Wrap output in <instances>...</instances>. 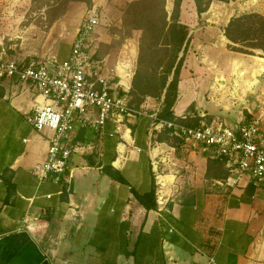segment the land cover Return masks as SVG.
<instances>
[{"label":"crops","instance_id":"0c3cea01","mask_svg":"<svg viewBox=\"0 0 264 264\" xmlns=\"http://www.w3.org/2000/svg\"><path fill=\"white\" fill-rule=\"evenodd\" d=\"M128 1L91 0L99 24L89 47L114 91L131 97L129 52L114 56L111 36L95 34L109 21L119 26ZM67 6L63 15L88 8L78 0ZM164 7L169 16L173 0ZM223 8L228 17L219 23ZM243 12L264 15V0H212L199 15L194 0L180 1L178 19L189 41L174 118L233 125L262 109L264 130V52L231 49L224 35L229 19ZM80 21L52 57L68 56ZM164 91L158 98L146 94L140 105L152 112ZM36 93L0 79V264H264V187L246 177L224 183L222 161L154 128L148 114L107 121L100 131L76 124L71 141L82 150L72 153L59 181L38 180L32 167L45 159L47 139L26 119ZM152 189L155 206L146 208L139 197Z\"/></svg>","mask_w":264,"mask_h":264},{"label":"built area","instance_id":"2783aa9c","mask_svg":"<svg viewBox=\"0 0 264 264\" xmlns=\"http://www.w3.org/2000/svg\"><path fill=\"white\" fill-rule=\"evenodd\" d=\"M98 24V13L88 10L68 56L61 61L55 57L18 60L0 56V79H15L37 91L26 119L47 139L45 159L32 167L38 180L51 177L59 181L69 168L72 153L82 150L71 141L76 124L100 131L107 121L148 114L154 128L169 129L187 148L222 161L227 172L224 183L233 185L246 177L255 188L264 187L262 109L249 112V117L233 125L219 119L190 125L181 119L163 118L159 114L162 100L148 113L142 105L135 106L127 93L114 91L104 65L93 56L89 38Z\"/></svg>","mask_w":264,"mask_h":264},{"label":"trees","instance_id":"16d2710c","mask_svg":"<svg viewBox=\"0 0 264 264\" xmlns=\"http://www.w3.org/2000/svg\"><path fill=\"white\" fill-rule=\"evenodd\" d=\"M78 1L89 5L91 0ZM180 1L173 0V10L169 16L164 7V0H131L122 9L123 26L142 32L140 52L144 47L152 52L163 49L169 53L165 73L161 77L156 78L154 75L156 72L143 74L136 70L129 90L130 101L135 106L140 105L146 94L158 98L165 90L159 114L166 119L174 118L171 106L176 98L179 72L189 41L187 26L178 19ZM211 1L194 0L197 14L206 10ZM223 28L224 35L232 42L228 44L231 49L249 54L254 53V48L264 52V15L243 12L232 16ZM163 58L164 55L151 61L150 71H156L157 67L162 66ZM169 75L171 78L167 81ZM153 85L154 88L151 90L150 87ZM139 200L146 208L155 206L154 190L140 196Z\"/></svg>","mask_w":264,"mask_h":264},{"label":"rangeland","instance_id":"374dc122","mask_svg":"<svg viewBox=\"0 0 264 264\" xmlns=\"http://www.w3.org/2000/svg\"><path fill=\"white\" fill-rule=\"evenodd\" d=\"M70 1L72 0H0V55L2 58L50 59L57 44L68 38L73 26L92 8L90 1L87 9L74 7L63 15ZM167 11L170 9L167 8ZM220 11L222 12L216 20L223 23L228 17V9L223 8ZM116 22L109 21L102 24L104 28L96 32V36L101 34L111 36L110 48L114 56L120 49L125 53L129 52L125 56L126 67L130 66L133 73L136 70L143 74L156 72L154 73L156 78L161 77L165 73L169 53L163 49L152 52L144 47L140 52L141 30L123 26L122 14L121 22H118L119 26ZM163 55L162 66L157 67L156 71H150V62ZM153 88L154 85L150 87L151 90Z\"/></svg>","mask_w":264,"mask_h":264}]
</instances>
